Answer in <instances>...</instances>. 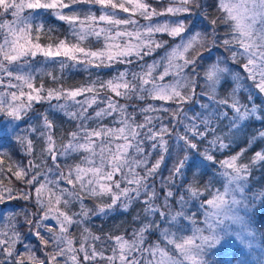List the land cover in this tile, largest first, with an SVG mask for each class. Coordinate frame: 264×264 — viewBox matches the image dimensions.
I'll list each match as a JSON object with an SVG mask.
<instances>
[{
    "label": "snow or ice",
    "instance_id": "obj_1",
    "mask_svg": "<svg viewBox=\"0 0 264 264\" xmlns=\"http://www.w3.org/2000/svg\"><path fill=\"white\" fill-rule=\"evenodd\" d=\"M85 2L100 5L105 11L99 17L86 14L83 20L75 11L62 12ZM218 8L224 13L223 22L229 24V33L225 35L230 38L223 40H218L217 20L207 19L202 0H167L159 11L145 0H0V36L3 37L0 113L10 118L6 125L0 126V137L15 136L18 125L13 121L20 120L21 113L31 108L33 101L46 100L56 111L79 122L76 130L69 133L68 141L59 146L48 114L40 117L42 128L29 129L32 134L39 132L46 143L45 159L52 161L46 172L55 171L58 177L49 180L31 161L26 167L17 165L13 172L17 180L28 177L27 184L35 187L37 211L26 212L23 223L29 234L38 238L44 257L37 259L33 246L24 243L13 224L8 231H0V264H26V261L34 264H183L159 243H146L154 231H159L191 264H255L245 259L250 254L240 242L239 234H231L222 226L231 205L240 202L237 195H242L247 205L253 207L251 214L246 211L251 223L255 222L257 211L264 221V191L254 193L245 188L248 167L237 165L238 156L223 161V190L211 191L205 186L207 195L194 182L187 183L186 187L183 182L187 172L195 176L203 169L207 174L214 167V149L229 148L256 121L264 124V0H219ZM26 10L32 11L25 15ZM37 10H53L59 20L70 25L79 22V31L75 33L78 40L102 37L104 47L91 51L79 43L65 41H60L55 48L34 43L31 33L43 28L42 23H35V18L42 15ZM119 12L138 14L148 23L139 25L131 15L122 18ZM7 16L12 19H6ZM161 16L162 21L153 22V17ZM97 21L107 26L97 27ZM129 26L132 30H128ZM159 33L179 37V42L165 49L160 59L147 63L145 57L168 43L155 39ZM37 54L45 58L65 57L77 63L95 61L97 67L145 62L137 65L139 71L126 68L101 82L99 88L90 84L76 89L45 90L43 84L35 87L34 77L23 71V66ZM105 90L114 95H104L101 99V91ZM80 96L85 98L77 99ZM114 97L165 101L173 106L157 107L149 103L139 108L143 119L138 122L135 106L129 112V105L121 104ZM61 99L64 103H59ZM53 100L58 103L51 105ZM93 105L97 107L94 115H90L88 110ZM73 106L79 107L72 111ZM106 117H113V123L118 126L104 125L102 121ZM88 121H94L95 126L89 127ZM257 138L264 139V130L253 133L248 143ZM16 139L31 153L32 139L27 136H16ZM79 152L85 153L80 163L68 165L64 171L58 157ZM174 154L176 162L170 174L161 178V187L167 189L162 210L156 203L160 196L153 178L165 156L171 158ZM154 157V163L150 164ZM253 160L264 161V149L257 151ZM3 168L0 161V172ZM41 175H44L43 181ZM177 179L182 181L179 185ZM62 181L71 187H60ZM31 197L30 191L18 197L17 192L0 184V205ZM105 197L110 202L97 204L95 212L84 203L85 198L103 201ZM136 202L143 203L146 222L133 229L130 239L120 235L101 241L100 236L85 226L90 215H107L118 205L127 210ZM73 203L79 204V212L71 211ZM3 212L0 208V214ZM198 215L203 216L202 222H198ZM154 216L159 219H150ZM50 221H55V226ZM186 221L190 222L192 234L177 236V232L185 230ZM73 227L81 230L76 239L70 231ZM98 241H101L99 248ZM17 242L24 244V253L16 251Z\"/></svg>",
    "mask_w": 264,
    "mask_h": 264
},
{
    "label": "trees",
    "instance_id": "obj_2",
    "mask_svg": "<svg viewBox=\"0 0 264 264\" xmlns=\"http://www.w3.org/2000/svg\"><path fill=\"white\" fill-rule=\"evenodd\" d=\"M67 2V0H65ZM153 8L158 11L161 10L167 4V0H145ZM205 4V12L207 14V19H216L217 20V34L218 40H223L225 38H230V35H225L229 33V24L223 22L224 13L218 8L219 0H202ZM32 10H26L25 15ZM42 12V15L35 18L36 24H43V28L39 31H33L31 33L34 43H39L42 46L51 45L53 48L60 41H65L67 43H79L81 47H84L86 50L97 51L101 50L104 47V40L97 39L95 36H88L85 40L79 41L78 37L75 35L79 31V22H76L70 25L66 21L59 20L54 14L53 10H37ZM72 11H75L80 19L83 20L86 14H94L96 17H99L105 9L101 8L100 5L93 3H80L74 5L72 9H63L64 14H71ZM120 17L127 18L132 16L134 20L138 22L139 25H144L148 23L143 17L138 14H132L119 12ZM6 19L11 20V16H7ZM164 17H153V22L162 21ZM97 27H106L107 25L102 22H96ZM128 30H132V27L129 26ZM3 37L0 36V42H2ZM157 40H165L168 43L165 45V48L157 49L152 56L145 57L147 63H151L153 59H160L164 55L165 49L170 48L174 43L179 42V37L173 38L168 36L166 33H159L155 35ZM211 39V36H209ZM122 43V41H121ZM215 51V49H213ZM221 51H223L221 49ZM207 55V53H204ZM225 55H227L225 53ZM81 59H83L81 57ZM63 61V67L61 62ZM145 61H138L134 64H114L111 67H97L95 61L92 64L87 63V61L77 63L71 60H68L65 57H56V58H45L42 54H37L35 57H32L28 65L23 66V71L26 74H30L34 77V85L39 88L43 84L44 89L50 88H60L64 89H76L82 86H88L94 84L97 88L100 87V83L112 79L118 74V72L124 71L126 68L129 71H139L138 64H143ZM55 77V80L53 79ZM167 79H171L170 77ZM15 90V89H13ZM27 91V89H25ZM43 95V93H41ZM88 95V94H85ZM104 95H114L108 91H101V99ZM85 96H80L77 99L83 100ZM115 98V97H114ZM24 100L27 98L24 97ZM118 99L121 104H128V111H133L135 106L136 110V120L142 121L143 115L139 113V108L147 106L151 103L157 107L161 104L165 106H173L170 102L165 101H156L151 99L138 100L133 97L131 100H125L124 98H115ZM57 101H51V105H55ZM59 103H64V100L61 99ZM71 104L72 102L69 101ZM79 106H73L72 111H76ZM96 105H93L92 108H89V114L94 115V109ZM42 114H48L49 119L53 122V133L56 145L59 146L63 143H66L69 139V133L76 130L78 121H72L66 117L62 112L56 111L50 106V103L46 100L33 101L32 107L24 110L21 113V119L13 121V123L18 125L16 129L15 136H2L0 137V144L3 147H0V153L6 155H0V161L3 162L4 168L0 172V184L11 188L13 191L17 192V196H22L25 191H30L32 197L29 200H24L21 198L13 199L8 201L5 205H0V208L4 209V212L0 214V231H8L10 225H15L18 229L21 237L24 239V243L30 244L32 251L35 253L37 259H43L44 249L39 243L38 238L35 235L29 234V229L26 224L23 223L24 214L26 212H36L37 208L35 207V187L29 186L27 184L28 177H25L24 180H17L13 175V172L17 170L16 166L20 165L21 167H26L31 161L33 164L38 165V171L47 175L49 180H55L58 177L53 173H47L46 168L52 166V161L50 158L45 159L47 156L44 151L46 148L45 141L39 135V132L36 134L30 133L29 129L32 127L42 128L43 121L40 118ZM152 115H164V113H152ZM115 116V114H114ZM10 118L3 113H0V126L6 125ZM167 122V121H165ZM102 123L109 127H117L118 125L113 123V117H106ZM89 127H94V121L87 122ZM264 130V124L259 121H256L250 128L246 129L244 133H241L237 140L230 145L227 149L216 148L213 150L212 154L214 155V167H211L207 174L204 173L203 169L199 170L198 173L194 176L191 172H187L183 178L185 187L187 183H195L202 191L203 195H207L204 192V187L208 186L211 191H216L219 189L223 190L222 182L223 177L221 173L224 171L222 162L229 160L232 156H238L236 161L237 165H246L249 170L247 175V181L245 183L246 189H251L252 192L258 193L264 191V161H254L253 157L257 151L264 149V139L257 138L251 144L248 141L251 139L253 133ZM227 131V129H225ZM16 136L32 139V151L28 152L26 145L22 144L19 140L16 139ZM227 142V141H226ZM242 149L245 150L242 152ZM178 151V150H177ZM85 153H72L71 155L64 157H58V163L60 167L67 171V166L80 163L81 159ZM154 159L150 162L154 163ZM42 160L44 162L42 163ZM176 162V155L174 154L171 158L165 156L163 163L160 166V169L157 173V176L154 177V182L157 186V191L159 192L160 198L156 201L157 205L163 210V196L166 192V188L161 187V178H167L170 174V169ZM212 163V162H209ZM11 167V171H9ZM44 175H41V180L43 181ZM118 178V177H117ZM152 181H150L151 183ZM181 179H177L176 183L179 185ZM38 186V185H36ZM123 186V185H122ZM51 187V186H50ZM60 187L70 188V185H67L66 182H61ZM177 189L174 188L175 192ZM203 195L201 199H203ZM208 198H211L210 196ZM236 199L240 201L237 203L238 221L243 226V232L246 235H243L242 232L235 233L231 227L229 220H223V227H225L231 234H239L240 242L245 247L246 251L250 254L245 257V259L250 262H255V264H264V221H262L259 212H256L254 217L255 222H250V218L246 215V211H249L251 214L253 207L247 205L243 200L242 195H237ZM110 202L109 198L105 197L103 201L85 198L84 203L95 212V206L100 203ZM63 207V205H61ZM191 208V205H189ZM256 209L260 207L259 201H257ZM144 205L142 202H136L132 204L127 210L122 209L119 205L107 215H90V219L86 222L85 226L90 230V232L96 236L101 237V241H105L108 236H120L123 235L126 239H130L132 236V231L134 228H139L142 222H146L145 214L143 212ZM14 209V211H13ZM233 205H231L230 211H233ZM71 211L79 212V204L73 203L71 205ZM228 211L227 213H230ZM134 217H139V219H134ZM150 219L158 220V216L150 217ZM198 222L203 221V216H197ZM50 223L55 226V221H50ZM185 230L183 232H177V236H188L192 234L190 222H185ZM233 225H235L233 221ZM199 226H202L200 224ZM161 227H166L161 225ZM173 232H176V229H171ZM73 233L74 239L80 237L81 230L73 227L70 230ZM42 235H47L44 232H41ZM9 235L11 233L9 232ZM243 235V236H242ZM101 241L96 242V246L101 247ZM146 243L156 244L159 243L160 247L169 253V255L175 260L183 261V264H191V261L183 259V256L179 253L178 250L174 249L173 245H170L163 239L159 231H154L151 235L148 236ZM76 246H79L78 239ZM104 246L107 247V242L104 243ZM16 251L24 253V244L17 242ZM37 249H40L37 251ZM212 259H218V257H213ZM26 264H34L33 261H26ZM47 264V262H46Z\"/></svg>",
    "mask_w": 264,
    "mask_h": 264
},
{
    "label": "rangeland",
    "instance_id": "obj_3",
    "mask_svg": "<svg viewBox=\"0 0 264 264\" xmlns=\"http://www.w3.org/2000/svg\"><path fill=\"white\" fill-rule=\"evenodd\" d=\"M83 58V57H82ZM228 199H231V197H228ZM233 211H230V213H227V218L226 219H224L225 221L227 220H229V223H230V225H231V227L229 228V229H232L235 233H239V232H242L243 233V235H246L245 234V232H243V226H242V224H240L241 223V219H240V223H239V221H238V215H239V213H238V211H237V204H234L233 205ZM235 218V219H234ZM233 221H234V223H235V225H233ZM242 235V236H243Z\"/></svg>",
    "mask_w": 264,
    "mask_h": 264
}]
</instances>
